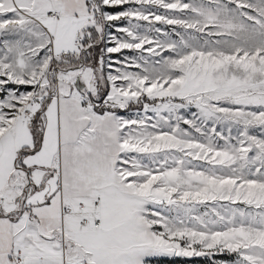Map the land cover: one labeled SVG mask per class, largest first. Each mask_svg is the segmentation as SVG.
I'll return each instance as SVG.
<instances>
[{
    "label": "snow or ice",
    "instance_id": "obj_1",
    "mask_svg": "<svg viewBox=\"0 0 264 264\" xmlns=\"http://www.w3.org/2000/svg\"><path fill=\"white\" fill-rule=\"evenodd\" d=\"M0 264H264V0H0Z\"/></svg>",
    "mask_w": 264,
    "mask_h": 264
}]
</instances>
